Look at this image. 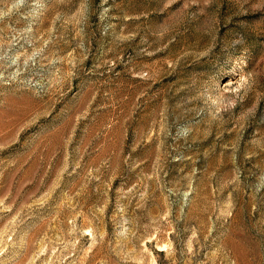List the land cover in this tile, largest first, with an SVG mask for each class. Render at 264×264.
<instances>
[{"label":"rangeland","instance_id":"rangeland-1","mask_svg":"<svg viewBox=\"0 0 264 264\" xmlns=\"http://www.w3.org/2000/svg\"><path fill=\"white\" fill-rule=\"evenodd\" d=\"M0 264H264V0H0Z\"/></svg>","mask_w":264,"mask_h":264}]
</instances>
